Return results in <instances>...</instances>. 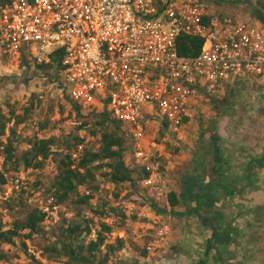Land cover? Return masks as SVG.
<instances>
[{"label":"built area","instance_id":"2783aa9c","mask_svg":"<svg viewBox=\"0 0 264 264\" xmlns=\"http://www.w3.org/2000/svg\"><path fill=\"white\" fill-rule=\"evenodd\" d=\"M209 7L204 0H12L0 11V57L23 69L59 71L54 85L84 117L107 112L119 121L136 166L151 173L141 183L153 187L154 133L167 129L183 140L204 104L228 84L264 80V25ZM182 35L204 39L199 56L180 54ZM55 63L62 68H50ZM84 150L76 148L73 159ZM22 183L8 181L0 202H11Z\"/></svg>","mask_w":264,"mask_h":264},{"label":"rangeland","instance_id":"374dc122","mask_svg":"<svg viewBox=\"0 0 264 264\" xmlns=\"http://www.w3.org/2000/svg\"><path fill=\"white\" fill-rule=\"evenodd\" d=\"M204 1L210 6L209 9L213 13L234 19L252 16L251 6L253 5L264 8V0ZM27 66V69H23V67H19L17 63H12L6 57H0V115L10 117L12 111H15L16 116L14 118L24 119L25 121L18 126L19 141L16 146L19 155L30 148L29 141L32 138L55 136L58 138V143L54 147V154L42 169H25L21 166L16 170L13 163H9L6 168L3 166L4 162L0 163V171L4 169L7 171L8 181L15 178H21L23 181L21 190L14 196L16 199L13 203L14 209H10L9 203L0 202V221L4 224V230L10 229L17 220L24 219L29 205L39 207L45 212L48 207L49 212H46L48 213V219L44 223V235H35L30 240H26L27 249L23 246L25 236L18 237L15 245L0 243V253L7 256L5 260L0 261V264H63L61 261L48 260L44 256L45 247L57 239L54 235L58 233L63 221V214L69 218H73L77 214V210L69 205L53 206L55 199L51 188L58 174L57 159L60 157L61 152L63 154L69 153L66 141L71 140L73 142L74 135L79 134L84 137L85 145L94 150H98L100 147L101 135L98 133L99 128L96 126V118L94 116L85 118L80 116L77 106L60 92L46 70L42 68L35 70L33 65ZM252 81L254 79L238 80L230 84L227 91L219 97H213L209 102H206L202 110L204 112L197 116L186 129L183 140H179L176 135L170 133L167 129H161L158 133H154L152 137L157 143V148L153 149V153L155 155L154 161L158 166L156 169L158 179L155 186L145 188L141 180H138L139 174H135L136 180L133 183L115 185L102 174L108 170L107 168L99 171L101 190L96 193L92 203L96 209H107L109 213L102 217L88 208H84L83 211L87 217L94 221L92 223L94 232L90 238H96V230L100 229V223L107 222L114 227L111 239L114 240L118 236L127 239V248L119 252L110 264H147L146 262H140L139 255L150 244L155 243L162 237V232L165 233L166 231L167 233L163 237L167 240V248L165 249L168 252L167 256L164 255V259H168V261H162L161 264H181L178 253L183 249L179 248V245L183 241V236L186 237L187 232L190 234L185 240L184 247H190L191 251H186L192 252L193 249L195 252L197 250V254L201 253V258L197 260L193 258V262H189V264H202V261L205 262L204 264H212V262L220 264L216 251L209 249L214 237L213 227L207 225L204 229L206 230V234H204L206 240H204L203 229H199L200 224L203 228V222L199 216L180 218L174 215L176 219L163 217L152 220L153 226H143V223L145 220L150 221L152 219L151 214L154 211L151 206L152 202H155L161 208L173 209L170 204L165 203V198L168 199V195L172 191L181 193L182 182L187 171L194 170L197 167L200 170L203 168L202 162H199L198 159L200 155L204 154L208 145L214 143L216 147L221 149L222 145L227 144L228 140L226 139V133H224L226 129H229L233 141V143L228 142L230 149L232 146L236 147L240 138L238 134H243L241 138L246 139L248 142L263 139L264 82ZM28 108H30L29 113L27 112ZM229 115L231 119L235 116L234 120L225 118ZM85 121L88 122L87 127L80 129L79 127ZM76 122H82V124L77 125ZM13 124L14 122L10 125ZM43 124H47V127L42 130L41 125ZM128 143L127 140V146ZM176 147L180 149L177 154L174 153ZM220 153L223 156L225 154L221 150ZM125 160L131 169H140L133 159L132 148L125 151ZM237 160L239 159H236L235 155L231 157L230 162H225V174L232 177L234 185H236L235 176L238 169L241 168L238 167L237 169ZM232 162L236 165L228 167ZM161 165H165L164 170L161 169ZM260 172L261 177H264V170H260ZM23 190L27 192L24 199L20 200ZM81 192H86L85 187L81 188ZM116 195H118L117 198ZM231 202L232 199L228 195L224 201L226 210H230L232 207L233 209L236 208ZM111 208H114L115 211ZM176 209L177 211L186 210L184 207ZM229 218H232L236 223L235 216L231 214ZM252 230L253 228H250V231L248 230L245 233L249 238L252 237ZM192 233L200 235L201 238L197 239ZM209 235L212 236L209 238ZM261 237L262 249H264V234ZM90 238L87 237L88 240ZM202 239L204 240L203 247L196 246V240ZM237 243L235 241V253L228 259L227 262H230L228 264H242V259L239 260L237 257L242 255L243 249L238 250L239 245L237 246ZM30 248H34L40 257H33ZM259 251L260 249L254 250L251 248L245 250V264H258L256 263L257 260L259 261L261 257L264 259V253L261 252L259 255ZM169 259L173 262L170 263Z\"/></svg>","mask_w":264,"mask_h":264},{"label":"trees","instance_id":"16d2710c","mask_svg":"<svg viewBox=\"0 0 264 264\" xmlns=\"http://www.w3.org/2000/svg\"><path fill=\"white\" fill-rule=\"evenodd\" d=\"M11 2L12 0H0V11ZM251 9L252 17L264 25V8L253 5ZM203 45V38L188 35H182L178 41L180 54L191 58L201 54ZM50 66V68H58V70L62 68L60 63ZM46 71L54 83L60 80L59 71L56 74L47 69ZM77 108L78 114L84 117L81 109L78 106ZM27 112H30V108L27 109ZM15 116V111H12L10 117L0 115V157L5 159L3 166L6 168L9 163H13L16 170L21 166L25 169H42L54 154L58 138L55 136L32 138L29 141L30 148L19 155L16 146L19 141L18 126L25 121L16 119ZM94 117L96 126L99 128L98 133L101 135L99 149L94 150L87 147L85 138L78 134L74 135L73 142L66 141L69 153L61 152L57 159L58 174L51 188L55 199L53 206L69 205L77 210V214L73 218L63 214V221L58 233L54 235L57 239L45 247L44 256L48 260L61 261L63 264H110L111 260L128 246V241L124 237L118 236L114 240L111 239L114 227L107 222L100 223V229L96 230V238H90L94 232L92 226L94 221L84 214L83 209L88 208L102 217L109 213L107 209H96L92 203L96 193L101 190L99 171L107 168L108 170L102 174L115 185L135 182V174H139L138 180H145L151 175L145 168L139 167V170H134L127 165L125 151L132 146L130 143L128 146L126 145L127 139L119 121L112 119L107 112ZM12 122L14 124L10 125ZM87 124L88 122L85 121L79 128L83 129L87 127ZM46 127L47 124L41 125L42 130ZM80 145H84L85 150L81 158L75 160L72 153ZM219 149L214 143L206 147L204 154L200 155L198 159L199 162H202L203 168L200 170L197 167L187 171L182 182L181 193L172 191L168 195V201L173 208V214L180 218L200 217L204 213L215 216L214 237L209 249H214L220 262L225 263L226 259L233 256L229 248L235 244L238 231L234 227V220L225 214L224 201L228 195L233 200L240 191L237 185H234L233 180L226 176V161ZM179 152L180 149L176 147L174 153ZM263 160L264 157L257 164L246 167L247 178H252L255 175L257 167L264 168ZM15 168L13 167V169ZM161 169L164 170L165 165H161ZM6 174L5 169L0 171V189L8 183ZM82 187H85L86 192H81ZM26 192L23 190L20 200L24 199ZM117 197L118 195H116ZM15 201L14 198L11 203L9 202L10 209H14ZM151 206L160 213H166V209L159 207L155 202H152ZM178 207H184L186 210L177 211ZM111 210L115 211L114 208ZM123 216L125 217V215ZM47 219L48 213L43 209L29 205L24 219L17 220L10 229L4 230V224L0 221V243L15 245L18 237L25 236L23 246L27 249L26 240H30L35 235H44V223ZM87 237L90 239L88 240ZM148 253L149 250L146 248L142 255L147 256ZM6 258L4 253H0V261Z\"/></svg>","mask_w":264,"mask_h":264},{"label":"crops","instance_id":"0c3cea01","mask_svg":"<svg viewBox=\"0 0 264 264\" xmlns=\"http://www.w3.org/2000/svg\"><path fill=\"white\" fill-rule=\"evenodd\" d=\"M249 16L246 17H238L236 19H245L248 18ZM256 82H264V80H255ZM252 81V82H254ZM230 86V84L227 85V88ZM226 119H230V120H234L235 116L231 119L230 115L229 117H225ZM241 118V117H240ZM226 133V139L227 144L226 145H222L221 146V151L224 152V156L223 159L224 161H226V163L230 162L231 157H234L236 155V159L237 160V169L238 167H241L240 169H238V172L236 174V185L239 189L240 192H238L236 194V196L233 198L232 202L233 205L236 207H234L235 209H233V207L230 210H226L225 209V214L229 217L231 214L232 216H235V222L234 223V227L235 229L238 231L237 235V239L236 241L237 243V248L239 249H243L242 255L238 256L237 258L241 260L242 264L246 263V260L244 259L245 257V250H247L248 248L251 249H260L259 251V255L262 253H264V249H262V243H261V239H262V234H264V177H261V172L260 170H264V168H259V167H255L257 169V171L255 172V175L252 178H247V169L246 167H248L249 165L251 166L252 164H257L258 161L262 160V157H264V134L262 135L263 139L262 140H250L249 142L244 139L241 138V135L243 134H238L239 141L236 145V147L232 146L230 149V145L228 144V142H232V137H230V132L229 129H226L225 132ZM245 142V144H244ZM244 145V146H242ZM241 159V160H240ZM264 162V160L262 161ZM236 165V163H231L229 164L228 167H232ZM260 166V164H259ZM239 173V174H238ZM229 176V175H226ZM231 177V176H230ZM228 177V178H230ZM230 180H232V177L230 178ZM165 203H167V205H169V201L167 198H165ZM232 205V206H233ZM164 209V208H163ZM154 210V209H153ZM182 210V209H180ZM183 211V210H182ZM175 214H173L172 209L167 210L166 209V213H160L156 210L153 211V213L151 214V220L147 221L145 220V222L143 223V226H153L152 225V220H156V219H160L163 217H170L172 219H176ZM200 219H202L203 225L201 228V224L199 225V229L202 230L203 229V239H204V234H206V230H204L207 225H212V227L215 225V216L212 215H208L206 213L202 214L200 216ZM188 228V227H187ZM250 228L252 230L251 232V238L248 237V235H246V231H250ZM188 230V229H187ZM196 230V229H194ZM259 232V233H257ZM186 233V231H185ZM190 233H186V237L183 236V241H181V245H179V248H182L183 250L181 252H179V256H180V261L181 264H189V262H193V258L194 259H199L201 258V253L197 254V250L195 252V250L189 249L190 247H187L185 245L186 243V238L188 237ZM192 235L196 236L197 239L201 238L200 235H195L192 233ZM212 235H209V238ZM249 238V239H248ZM170 239L172 240V237L170 236ZM174 239V237H173ZM196 240L195 245L197 246H202L203 247V243L204 240H206V238L204 240ZM194 245V246H195ZM210 246V245H209ZM235 244H233L229 249L231 250L232 253H235V249H234ZM167 248V240H165V242H160L159 244H157V247H155V250L152 252H149L147 256H143L142 254L139 255L141 261L140 262H146L147 264H161L162 261H168V259H164V255L167 256V252L168 250L165 249ZM167 251H165V250ZM186 250H190V251H186ZM164 254H163V253ZM166 252V253H165ZM162 254V255H161ZM239 254V251H238ZM173 257V256H172ZM243 257V258H242ZM229 259V258H228ZM228 259H226L225 263L220 262V264H228L230 262H227ZM169 262H173V260L169 259ZM207 262V261H206ZM232 262V261H231ZM205 262L202 261V264H204ZM258 264H264V259L263 257H261V259H259V261L257 260ZM209 264V263H206ZM211 264V263H210ZM212 264H216L215 262H212Z\"/></svg>","mask_w":264,"mask_h":264}]
</instances>
